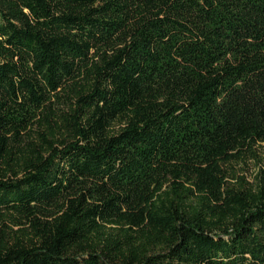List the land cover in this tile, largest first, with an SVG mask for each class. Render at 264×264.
Masks as SVG:
<instances>
[{
  "label": "trees",
  "instance_id": "trees-1",
  "mask_svg": "<svg viewBox=\"0 0 264 264\" xmlns=\"http://www.w3.org/2000/svg\"><path fill=\"white\" fill-rule=\"evenodd\" d=\"M0 264H264V0H0Z\"/></svg>",
  "mask_w": 264,
  "mask_h": 264
},
{
  "label": "rangeland",
  "instance_id": "rangeland-1",
  "mask_svg": "<svg viewBox=\"0 0 264 264\" xmlns=\"http://www.w3.org/2000/svg\"><path fill=\"white\" fill-rule=\"evenodd\" d=\"M251 171H255V166L252 167Z\"/></svg>",
  "mask_w": 264,
  "mask_h": 264
}]
</instances>
